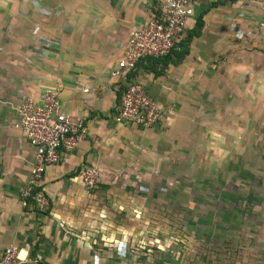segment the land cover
Returning a JSON list of instances; mask_svg holds the SVG:
<instances>
[{
  "label": "crops",
  "instance_id": "1",
  "mask_svg": "<svg viewBox=\"0 0 264 264\" xmlns=\"http://www.w3.org/2000/svg\"><path fill=\"white\" fill-rule=\"evenodd\" d=\"M159 5L160 0H0V256L13 245L24 264L182 261L164 250L160 258H139L142 250L133 246L150 243L139 236L151 229L143 204L152 183L182 171L184 153L196 150L200 130L226 136V119L263 117L264 35L259 10L245 0H193V14L166 64L141 63L133 78L160 109V123L149 129L117 124L126 82L110 73L130 32ZM235 26L249 33L245 45L234 40ZM38 35L54 42L44 54L33 47ZM53 86L61 90V112L83 119L86 133L46 168L40 190L49 207L40 210L20 202L34 150L19 130L17 108L24 96L37 97ZM87 166L99 172L93 190L83 185ZM245 251L243 246L238 255L214 254L210 264H264L261 252Z\"/></svg>",
  "mask_w": 264,
  "mask_h": 264
},
{
  "label": "rangeland",
  "instance_id": "2",
  "mask_svg": "<svg viewBox=\"0 0 264 264\" xmlns=\"http://www.w3.org/2000/svg\"><path fill=\"white\" fill-rule=\"evenodd\" d=\"M240 122L243 128L234 129L231 123ZM226 123V136L200 130L196 150L184 153L182 171L151 184L143 204L151 229L139 232L150 243L133 246L142 250L139 258H160L164 250L182 259L167 264H210V256L238 255L243 246L248 256L264 255V113Z\"/></svg>",
  "mask_w": 264,
  "mask_h": 264
},
{
  "label": "built area",
  "instance_id": "3",
  "mask_svg": "<svg viewBox=\"0 0 264 264\" xmlns=\"http://www.w3.org/2000/svg\"><path fill=\"white\" fill-rule=\"evenodd\" d=\"M245 1L259 10L258 30L264 35V0ZM192 4L193 0H160L157 11L145 24L130 32L120 58L110 73L111 77L125 82L127 75L136 68L139 60L168 55L184 34L187 22L193 14ZM233 38L245 45L250 36L245 29L235 26ZM53 45L52 40L38 35L33 47L37 52L44 54L45 48ZM60 94V88L53 86L41 91L37 97L24 96L18 105L19 130L34 150L29 178L19 193L22 206L32 202L40 210L49 207L47 198L40 190L46 168L57 164L62 152L76 148L85 137L84 120L74 119L61 112ZM114 121L117 124L149 129L160 123L161 112L146 93L143 84L131 80L121 93L120 106L114 115ZM82 180L87 190L95 189L99 180L98 170L93 166L85 167ZM120 249L123 248L120 246L117 249L118 255L124 251ZM20 253L17 247L7 246L0 256V264H24L25 259L21 258Z\"/></svg>",
  "mask_w": 264,
  "mask_h": 264
},
{
  "label": "trees",
  "instance_id": "4",
  "mask_svg": "<svg viewBox=\"0 0 264 264\" xmlns=\"http://www.w3.org/2000/svg\"><path fill=\"white\" fill-rule=\"evenodd\" d=\"M201 27H202V21H201V19H198L197 22H196V29H198V31H199L201 29ZM185 53H186V50H182L181 51V55L179 54V56H180L179 58L183 57L185 55ZM167 59H169V57L166 55V57L164 56L163 58L162 57L161 58H157V59H154V58H143V59L139 60V62L136 65V68L127 75V78H126V81H125L126 82L125 85L127 86V84L131 80H134L133 78L136 76V71L139 68V66H141V63L142 64L143 63L148 64V65L145 66L147 68L148 66H156V64H158L160 62H163V63L166 64ZM148 69H151V68H148ZM152 70H154V69H152ZM125 87H123V88H125Z\"/></svg>",
  "mask_w": 264,
  "mask_h": 264
}]
</instances>
